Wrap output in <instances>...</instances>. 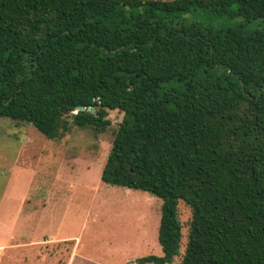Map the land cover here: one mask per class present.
Here are the masks:
<instances>
[{"label": "trees", "instance_id": "trees-1", "mask_svg": "<svg viewBox=\"0 0 264 264\" xmlns=\"http://www.w3.org/2000/svg\"><path fill=\"white\" fill-rule=\"evenodd\" d=\"M197 9L242 20L184 18ZM256 19L264 0H0V117L59 140L73 126L102 133L121 112L100 179L161 200V255L136 262L264 264ZM180 201L191 212L182 255Z\"/></svg>", "mask_w": 264, "mask_h": 264}, {"label": "rangeland", "instance_id": "rangeland-1", "mask_svg": "<svg viewBox=\"0 0 264 264\" xmlns=\"http://www.w3.org/2000/svg\"><path fill=\"white\" fill-rule=\"evenodd\" d=\"M184 18L213 28L242 20L200 9ZM247 28L264 29V20ZM122 115L109 110L106 131L73 126L59 140L28 122L0 117V264H140L139 257L161 255V200L100 179ZM178 216L182 255L191 218L182 201Z\"/></svg>", "mask_w": 264, "mask_h": 264}, {"label": "water", "instance_id": "water-1", "mask_svg": "<svg viewBox=\"0 0 264 264\" xmlns=\"http://www.w3.org/2000/svg\"><path fill=\"white\" fill-rule=\"evenodd\" d=\"M84 109V107H82V106H78L77 108H76V110H83ZM89 109V108H88Z\"/></svg>", "mask_w": 264, "mask_h": 264}]
</instances>
